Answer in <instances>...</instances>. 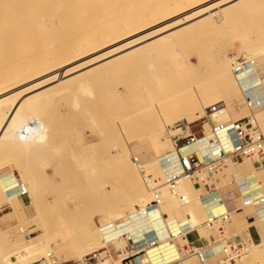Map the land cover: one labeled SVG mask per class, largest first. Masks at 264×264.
<instances>
[{
    "label": "bare ground",
    "instance_id": "obj_1",
    "mask_svg": "<svg viewBox=\"0 0 264 264\" xmlns=\"http://www.w3.org/2000/svg\"><path fill=\"white\" fill-rule=\"evenodd\" d=\"M237 1L239 0H0V117L10 114L11 110L19 107V103L16 102V104H13L14 98L26 93L28 91L27 89L41 86L54 79L56 80L62 74L89 67L96 61L102 62L110 57L113 59V56H119L129 49L131 52H135L137 50L134 51L133 49L132 51L131 49L138 46L146 39L154 38L180 27L181 25L199 19L197 22L199 24V26H197L199 31L197 30L198 28L194 26L197 28V32H195L198 33V35L220 34L221 37H218L222 40L224 39L222 38L224 32L231 30L233 33L231 34L229 31L231 39L229 36L226 38H228L229 41L232 40L230 44L237 50L236 52L232 50V52L236 53V58H238L237 56L243 58L238 61L234 60L235 58L229 57L228 54L224 52L226 48L220 45L221 48H224L221 49L220 46L214 45L221 50L216 48L218 50L214 52V59H212L213 54L211 56V67L214 66L212 67L213 70L209 68V70L204 72L205 67H207L205 65L206 59H209L210 56L203 57L201 54L197 55V64L193 63L192 59H190L191 57L186 60V63L182 64L186 66L184 71L182 70L184 75L191 76L192 80V76L198 78L203 73H207L209 76H204V79L209 80L208 78L213 74L211 79L214 80L215 86L221 93L222 98L217 102L225 103V108L219 111L227 109L228 112L230 114L233 113L234 116L240 104L243 106L245 112L243 114H246L243 117L249 116L251 123L259 127L264 133V112L255 114L254 111L249 109L247 106V97L244 93V90H246L244 89L246 86L244 80L247 78L254 86H260L255 89L256 91L252 99L257 100L259 96L264 94V82L259 76V68L256 63L257 59L259 60L264 56V0H241L239 4H237ZM212 9H217L215 13L220 15V22H217L216 19L211 17ZM249 14L255 15L257 18L250 19L242 25L241 21ZM200 18H203L202 22H200ZM240 22L241 26L239 24L240 27H238L237 24ZM163 23L167 24L160 27ZM197 23L195 24L197 25ZM246 25H251L253 31L251 32V30L249 31V29H246ZM192 29L193 28H191V30ZM144 31L148 32L136 39L134 38L133 40L130 39L128 42L126 41ZM248 32H250L249 35ZM170 34L173 36L172 32ZM168 35L166 37H168ZM223 36L225 37L226 35ZM168 38L173 37L170 36ZM226 38L224 41H226ZM173 40L170 39L166 44L168 48L172 50L182 44L180 41L182 39ZM216 41L217 40H215V42ZM154 42L151 45L153 49L150 50L152 53L156 47L155 44L158 43L155 42L154 44ZM222 45L225 46L224 43ZM205 48L203 51H206ZM102 51H104L102 55L91 59V55L94 56L95 53ZM127 52H125L126 55L129 54V52L128 54ZM125 53L122 55L123 57ZM165 53L166 52H163V55ZM200 53L201 52H199V54ZM202 53L206 55V53ZM209 53H207V55ZM122 56L119 57L122 59ZM181 56L184 57L182 54ZM87 57H90L89 59L91 60L88 59V61H85L84 59ZM119 57H117V59ZM81 60H84V62L79 63ZM182 65H179V68ZM238 69H244V72H247L246 78L242 73L237 72ZM209 72L212 74H209ZM196 74H198V76ZM184 75L181 76L183 77ZM186 76L181 79H184L185 84L190 82V79L189 81L186 80V78H189ZM202 79V77H200V79H195L197 85L200 83V80L205 84V80ZM196 82L193 81L194 88H190L191 83L186 84L184 88V82H182L183 87L178 90H185L179 93L178 96L176 92V97L175 94L173 97L170 95L171 98H173L172 100L169 99L170 101L168 100L167 102L161 101L162 103L152 104L150 106L151 108H149L151 111H148L151 115H148L149 119L145 133L137 136L123 125L120 127L115 142L112 140L114 149L112 153L113 164L119 168L122 179L124 180L123 184L125 183L126 185L129 199L133 200V204L130 208H123L121 213H109H116L114 217L104 219L103 210L111 208L110 210L114 209L115 211L116 207L113 208L110 202L105 203L103 201L104 196H99L98 194L100 193H98L96 196L102 197L99 199L105 204L100 203L102 206H98L99 209L97 212H93L95 217H91L87 214V211H91L90 209H85L87 211L84 210L85 214L90 218V221L85 223L82 222V224L79 223L77 226L78 223L75 217L78 208L74 209L75 216L72 211L67 213L68 208L66 211L61 212L63 214L66 212L67 215L65 217L63 216L64 218H59L57 220L53 219L55 222H52L53 220L51 221V219H49L50 217L48 218L51 211L47 210L46 203L43 200L44 197H42V192H48L46 191L47 189L45 190L46 186L48 185L51 187L52 185L50 183L46 185L45 183V179L47 180L49 177L46 178L43 175L46 185L44 188V185L42 186L43 180L41 182L39 181L41 177L38 174L36 175L38 176L37 178L33 177L35 175L32 173L33 170H35L34 168L33 170L29 169L32 171L30 172L32 175H30V173L27 172L29 171L28 168L27 171L24 170L27 163H25L24 166L22 165V167L20 164L21 161L19 162V159L17 161V157L16 160L13 158L7 161L8 158H4V154L9 151L7 149L1 150L0 170L13 165L19 170L23 180L21 181L16 178V175L12 171L0 174V214L10 209L20 220L18 226L8 230L2 229L0 221V264H33L44 258L48 253H53V251L57 250L64 252L63 256L66 259V263L68 260L73 261L72 258L75 256L79 259L81 258L80 264H82V260L86 256L99 251L106 245V238L115 239L122 234H128V237L132 238L135 245L139 248L146 247L148 249L150 244L158 241L161 246L160 250L164 254L168 255L172 251L176 255L180 252L177 241L184 243L182 238L185 233L182 231L176 232V229H181L178 228L181 226L177 223V220H175V223H177L178 227H173L174 221L170 222L165 219L162 211L163 205H173V207L178 208L177 214L184 216L194 230L200 229L203 221L206 219L208 220L213 215L217 216L229 213L230 219L228 224L230 225L235 223V214L245 219L252 217L246 213H250L251 210H255L256 208L245 206V201L243 202L242 199H239L237 202L242 201L241 209L247 207L244 211L245 214L240 211V208L229 212L221 210L223 199L219 194L220 188H217L218 190L213 193H203V190L199 188L202 198L198 195L196 187L190 183V179L187 177L181 178L175 191H172L160 180L159 183L156 182V178L159 177L162 180L169 169L175 170L177 162L175 159L177 155L171 139L173 135L167 129L168 125H172L171 122H173V117H181L182 115L180 114L184 113L183 116L188 120L189 127L196 133L198 139H208L210 137L212 124L210 116H208L207 113V109L210 105L208 101L206 102L198 95L195 85ZM204 84L202 86H197V88L200 89V87H204ZM187 86H189V88H186ZM205 88H202L201 91ZM208 89L209 87L207 90ZM211 95L212 94H210V96ZM208 98L212 99L211 97ZM243 101H245V106L243 105ZM12 105L13 109H10L9 107H12ZM256 109L258 110V108ZM242 115H235L234 117L242 118ZM179 119L180 118H178V120ZM229 122L231 121H223L215 124L218 125ZM8 130V128L0 125L1 136H4V133L8 132ZM230 134L232 135V132ZM226 140L228 141L229 139L226 137ZM138 142H147L155 154V158L148 161L145 165H138L133 159L134 156L131 148L133 144ZM191 147H193V150H188V148L183 149L182 154L185 156L192 151H197L200 157L206 156L209 158L210 151L206 143ZM11 161H13V163H11ZM170 161L172 162V166L168 167ZM30 164H28V166L31 168ZM87 164L89 166V162ZM82 166L87 167V165L84 164H82ZM89 168L90 167L86 168L87 171H89ZM226 170L230 178L228 181L229 184L235 183L236 180L243 179L253 191L258 190L262 186L260 181H262L264 175L257 172L258 169H255L253 163L233 165L232 168L228 166ZM54 171L55 169L53 172ZM94 171H96V169ZM104 175H106V173ZM111 175L113 176L114 174ZM105 177L107 178L108 175ZM54 183H56V181ZM61 183L62 182L57 184L59 189L56 187L57 185H52L60 192L56 190L58 197L60 194H69L65 192L66 189H64V191L62 190L64 188V183L62 184V188H60ZM108 183L110 182H107V184ZM98 184L100 185V182H98ZM112 185H115L113 181ZM118 185H120V183ZM20 187L26 188L28 192L27 196H22L20 194ZM42 187L44 188L43 191H41ZM100 187L102 186L100 185ZM87 189L90 190V188ZM48 190L50 193L51 188ZM95 190H97V187L94 189L93 193ZM86 192L90 193V191ZM96 192H99V190ZM74 194L75 191L72 196H74ZM55 195L53 194L51 197L53 198ZM183 195L189 198L187 205H182L181 198ZM68 196L71 197L70 195ZM252 196L263 197V195ZM23 197L28 199V204L24 203ZM87 197L89 200H92V198H89L90 196L87 195ZM71 199L69 198L67 202L69 200L73 201V199ZM53 200V202H55L58 198H53ZM58 201H56V203ZM70 203L72 204V202ZM95 204L96 203H94V205ZM73 205H77V203ZM53 206L56 208H52ZM52 207L50 206L49 208L54 210H52V212L58 211V206L55 205V203ZM81 207L84 208V205ZM79 210H81V208ZM94 210H96V208ZM89 213L92 215V211ZM85 217L83 218L85 219ZM81 218L80 220L84 221V219ZM25 230L29 233H36V236L30 238L27 244H25L22 239L23 231ZM121 231L125 233H120ZM171 241L174 242V245H171V248L167 250L166 246ZM141 242L143 244H139ZM250 242L252 241L246 240L247 247H245L242 256V264H245L243 260L246 261L247 255L245 253L250 246ZM68 245H71V247L66 249ZM119 245L122 247L126 246L127 238L122 239ZM249 254L252 255L251 251L248 253V256ZM248 261L249 264L253 263L250 260ZM116 263L121 264L119 261ZM106 264H109V261H106Z\"/></svg>",
    "mask_w": 264,
    "mask_h": 264
},
{
    "label": "rangeland",
    "instance_id": "obj_2",
    "mask_svg": "<svg viewBox=\"0 0 264 264\" xmlns=\"http://www.w3.org/2000/svg\"><path fill=\"white\" fill-rule=\"evenodd\" d=\"M239 1L241 3V0ZM239 1H237L238 3L237 2L236 3L239 4ZM216 10L217 9L211 10L212 13L211 17L216 19L217 22H220L221 17L218 13H215ZM255 17L257 18V16L255 15L253 16L249 14L248 16L245 17V19H243V21H241L242 25L244 22H247L250 19H254ZM202 19L203 18H200L201 20L200 22H202ZM198 20L199 19H196L194 21L186 23L185 25H181L180 27L172 29L167 33L165 32L164 34H160L154 38L146 39L145 41H143L141 44L138 45L140 48L136 46L139 50L136 47H133L131 49L132 51L133 49L134 51L137 50L135 52H131L130 49L127 50L128 52L130 51L132 55L130 52L129 55L128 52L125 51L127 52L128 55H126V53L123 52V54L125 53L123 57L122 56L123 54L121 53L119 56H122V59L118 55H115L113 56V59L115 60H113L112 57H110L109 59H105L102 62L96 61L95 63H93V65L89 67L62 74L56 80L54 79L41 86H36L35 88L27 89L28 91L26 93H23L17 96L16 98H14L13 104H16V102L19 103V107L14 110H11L10 114H6L0 117V125L9 129L8 132L4 133V136H1L0 134V151L3 149H7L9 151L8 153L4 154V158L6 159L8 158L7 161H9L13 158L16 160L17 157V161L18 159L19 162L21 161L20 162L21 166L22 165L24 166L25 163H27L25 165L26 168L24 167L25 171H27V168L28 170L29 169L33 170V168L35 169L33 170V172L30 170L27 172L28 173L32 172L33 174H35L33 176L35 178L38 177L36 176L38 174L41 177L39 179L40 182L43 180V183L46 181L45 182L46 185L50 183L53 186L54 184L56 186L57 184L62 182L60 188H62V184L64 183L63 184L64 188L62 190L64 191V189H66L65 192L69 193L66 195L60 194L61 197L60 196L58 197L57 196L58 195L57 192H59L58 185L56 186L58 189H56L52 185L50 187L48 185L46 186L45 183L44 184L42 183V186L44 185V188L46 186L45 190L47 189L46 191H48V192H42V197H44L43 200L46 203L47 210L51 211L50 215H48V218L50 217L49 219H51V221L53 219L57 220L59 218H64L67 214L66 212H64L65 214L61 212L66 211L68 208L71 209L70 210L68 209L67 213L72 211L74 216L76 214L78 215V217L76 215L77 218L75 217L78 223L77 226L79 225V223L82 224V222L85 223L87 221H90V218L87 216V214L91 217L92 216L95 217L93 215V212L94 211L97 212L99 207L102 206V204L100 203L103 202H101L102 200L100 201L99 198H102L103 196H104L103 201L105 203L110 202L113 208L116 207L115 211L114 209L110 210L111 208H109L108 210L107 209L103 210L104 219H107L108 217L110 218L114 217V214L116 213L109 214L111 212H117V214H119L123 211L122 210L123 208L124 209L130 208V206L133 204V200L129 199V195L127 194L126 191V185L125 183L123 184L124 180L122 179L119 168L113 164V154H112L114 150L113 142H115L116 136L120 131V127L125 125L129 131H132V133H134L137 136L145 133V130L148 125V119H149L148 115H151L149 114L148 111H151V109L149 108H151L150 106L152 104L162 103L161 101L167 102L169 99L172 100L173 98H171V96L173 97L175 94L176 97V92L178 96L179 93L185 90L184 88L186 84L191 83L190 88L191 87L194 88L195 86L193 81L196 82L195 79H200V77H202L203 78L202 80H205L204 76L206 75L209 76L207 73L206 74L203 73L204 75L202 74L198 78L192 76V80H191V76L189 77L184 75L183 71L186 68V66H183L182 64L186 63V60H188L190 57L193 63L197 64V57H198L197 55L202 54L203 57L210 56L209 59L208 58L206 59L205 65L207 67H205L204 72L206 70H209V68L211 69L212 67H214V66L211 67V62L212 59H214V55H215L214 52L218 49L221 50L226 48L224 49L225 51L224 50L223 51L226 52V54H228L229 57L235 58L234 60L238 61L243 58L241 56L240 57L237 56L238 58H236L235 52L237 50L232 44H230L231 43L230 41L232 40L229 41L228 38H226L228 36L230 38L231 36L229 35L230 32L231 34H233L231 30H228V32L227 31L224 32L223 35H226L225 37L221 34L222 38H224L222 40L221 38L218 37L220 36V34L198 35V33H196L197 30L199 31V28L197 27L199 26V24L197 23ZM241 22L237 24L238 27L241 26ZM195 23H197V25ZM166 24L167 23H163V25H160V27L165 26ZM194 26H196L198 29ZM246 26H244L246 27V29H249V31L251 30V32L253 31V27H251V25H246ZM191 28L193 29L191 30ZM147 32L148 31L139 33L138 35H135L134 37H131L126 41L128 42L130 41V39L131 40H133L134 38L136 39L137 37L145 35ZM171 32L173 33V36L170 34ZM165 34L167 35L169 34L168 37L171 36L173 38H168L166 37L167 35ZM249 34L250 32H248V35ZM225 38L226 41H224ZM170 39L171 40L174 39L173 41L177 39L179 40L182 39L180 40L182 44H180L179 47H176L172 50L168 48V46L166 45L167 42L170 41ZM213 39L217 40L218 42L217 41L215 42V40ZM154 41L158 43L155 44ZM153 42L156 45V47L154 48V52L152 53V51L150 50L153 49V46H151ZM223 43L225 44V46L222 45ZM214 45L218 47L221 45L224 48L223 47L221 48L220 46L221 48L220 49L218 47H215ZM204 48L206 49V51H203ZM178 49L180 52L178 51ZM232 50L235 52H232ZM103 52L104 51L95 53L94 56L91 55L90 57L91 59H93V57L95 58L98 57L99 55H102ZM163 52H166L167 55L166 53L163 55ZM199 52L201 53L199 54ZM202 52L206 53V55H204ZM207 53L211 55L209 54L207 55ZM181 54L184 57H182ZM90 57H87L84 60L88 61ZM117 57H119L120 59L119 58L117 59ZM84 60L79 61V63L81 62L83 63ZM104 61H107L108 63ZM111 61H113L114 63ZM256 63L264 76V56H262V58L259 60L257 59ZM179 65L182 66H180L179 68ZM209 74L212 73L209 72ZM181 75L189 77L186 78V80L189 81L190 79V82H187L185 84L184 79L181 80L184 76L182 77ZM196 75L198 76V74ZM242 75L246 78L247 72L243 71ZM211 77L208 78L209 80H205V84L207 86L203 83V81L201 82V80L199 81L200 83H198V85L197 82L195 84L198 95L206 102L208 101L210 107L219 103L217 101L222 99L221 93L216 88L214 80L211 79ZM182 82H184V88H183L184 90L180 91L178 89L183 87ZM202 83L204 84V87H200V89L197 88V86L201 85ZM244 84L246 85L244 88L246 89L244 90L245 94L247 92H251L252 94H254L256 91L255 89L260 87V86H254L247 78L244 80ZM175 86L177 89L175 88ZM205 87L207 88L209 87V89L207 90V88ZM186 88H189V86H187ZM202 88L205 89L201 91ZM210 94H212L213 96L212 95L210 96ZM208 97H211L212 99ZM164 99L167 100L165 101ZM220 103L223 104L222 108H225V103L224 102H220ZM243 105L245 106V101H243ZM9 108L13 109V105L12 107L10 106ZM253 111L255 114L262 113L264 112V107L258 108V110L255 108L253 109ZM243 113H245L243 110V106L239 104L234 114L242 115ZM180 115L183 116L184 113ZM245 115L246 114H243L242 118H244L243 116ZM208 116H210V113H208ZM234 116L233 113L230 114L228 110L225 109L211 115L210 121L212 124V123H219L222 121H229V120L232 122L241 119V117L235 118ZM176 117L178 116L172 118L173 119L172 120L173 122H171L172 125L170 124L167 127V129L171 132L172 135L179 133L177 132L178 129L187 127L188 132L190 134L195 135L198 138L196 133L189 127L188 120L184 116L182 118L178 117L180 118L179 120L178 118L175 119ZM112 140L114 141L112 142ZM131 149L133 156H138L140 158L141 165H145L148 161L155 158V154L151 149V146L147 142L135 143L132 145ZM188 150H193V147L188 148ZM88 162H89V166L87 164ZM11 163H13V161H11ZM252 163H253L252 160H247V159H244L243 161H238L237 163H233V162L228 163L227 166L218 174L216 180L214 181L216 187L220 188L219 191H224V190L233 191L234 188L233 184H239L241 186V191H239V195L235 196L234 198V202L236 203L235 210H238L240 208L241 212H244L245 209H247V207L241 209L242 201L244 202L245 199L249 197L247 191L250 192L251 196L263 195L264 197V177L262 178V181H260V183H262V186L258 190L253 191L249 187L247 182L243 179L236 180L235 183L229 184L228 181L230 178L229 175H227L226 169L228 168V166L229 168H232L233 165H243V164L246 165ZM28 164L31 165V168L28 166ZM82 164L87 165V167L86 166L83 167ZM54 167H56L58 171ZM88 167H90L88 169L90 172L87 171L86 169ZM54 169L55 171L53 172ZM84 169L88 174L85 172ZM95 169L96 171H94ZM7 171H12L16 175V178L20 179L21 181L23 180L21 173L15 166L11 165L1 169L0 174L5 173ZM104 172L106 173V175H104L105 174ZM257 172L264 175V169H258ZM32 173H30V175H32ZM111 174L114 175L112 176ZM43 175L46 178L47 177L49 178L47 180L45 179L44 181L45 177ZM107 175L108 177L106 178L105 176ZM86 179L89 181H87ZM159 180L161 182H164V178L162 180L159 177L156 178L157 183H159ZM55 181L56 183H54ZM112 181L113 184L115 183V185H112ZM189 181L194 187L199 188L194 182H192L191 180ZM98 182H100V185L102 187H100ZM107 182L110 183L107 184ZM93 183L95 188L97 187V190H95L94 193L93 191L95 188L93 186ZM119 183L120 185H118ZM115 186L118 187L116 188ZM48 187L51 188L50 190V193L52 192L51 195L48 190L50 188ZM44 188L42 187L41 191H43ZM87 188H90V190H88ZM200 189L203 190V193L206 192L205 187L203 185L200 186ZM98 190L99 192H96ZM74 191L75 194L74 196H72ZM86 191H90V193L89 192L87 193ZM53 194L54 195L56 194L53 197L54 199L58 198V200L59 199L60 200L59 201L55 200V202H53L54 200L51 197L53 196ZM96 194H98L99 196L102 195L103 196L98 197L96 196ZM68 195H70L71 197H69ZM87 195L90 196L89 198L90 199L92 198V200H89ZM91 195H93L94 197ZM240 196H243V198L242 197L238 198ZM68 197L70 199L71 198L73 199L74 202L69 200L70 202H72V204L69 201L67 202V200L69 199ZM239 199H242V201L237 202ZM56 201L58 202L61 201V202L56 203ZM54 203L55 205L58 206L57 212H52L53 210L52 208H56L54 206L52 207ZM75 203H77V205H73ZM94 203L96 204L94 205ZM83 205L84 208L81 207ZM50 206L52 207L51 209H49ZM92 206H94L96 210H94L95 208ZM80 208L81 210H79ZM74 209H77L76 214H74L75 213ZM85 209L87 210L90 209L92 211V215H90L89 213L91 211L88 212ZM84 210L87 211V214H85ZM177 210L178 208L173 207V205L162 206V211L164 213L165 219L169 220L170 222L174 221L173 227H178L177 223L181 226L178 227L181 229H176V232L182 231L183 233H186L190 230H194L189 224V222L184 218V216L177 214L178 213ZM261 212L262 211H258V209L255 210L253 209L250 211V213H246L247 215H251L252 217L246 219L240 218L239 216H237L238 214L237 215L235 214V223L233 225L227 223L224 225L223 228L215 227L214 230H209L205 227V224L207 222L206 219L203 221L201 228L197 229V231L199 232L201 237L206 240H210L211 237L219 238L220 232L224 233L225 235H230L231 237H240L243 239L245 247H247L246 240H250V238H248L247 228L250 225H256L257 228L264 233V215ZM81 217L82 218L85 217V219L83 218L84 221L80 220ZM237 219L240 220L237 221ZM54 220L52 222H55ZM175 220H177V223H175L176 222ZM19 221H20L19 219L16 220L14 219L13 222L10 223V226L8 228H2V229L8 230L14 228L20 224ZM120 233H125V232L121 231ZM246 234L247 236H245ZM35 236L36 233H29L27 230H25L23 231V235H22L23 242L27 244L30 238H34ZM189 239L191 241H194L195 237L190 236ZM177 244L178 246L183 245V243L179 241H177ZM70 247L71 245H68L66 249H69ZM250 251L252 255L249 254L248 256V253ZM53 254L58 258L60 264H80L81 258L79 259L78 257L74 256L72 258L73 261L68 260L66 263V259L63 256L64 252H60L59 250H57V251H53ZM245 254L247 255L246 261L243 260L245 264H249L248 260L252 261L254 264H264V235L261 243L254 244L253 242H250V246L247 248ZM189 263L200 264L198 259H196L195 257L189 259Z\"/></svg>",
    "mask_w": 264,
    "mask_h": 264
},
{
    "label": "built area",
    "instance_id": "obj_3",
    "mask_svg": "<svg viewBox=\"0 0 264 264\" xmlns=\"http://www.w3.org/2000/svg\"><path fill=\"white\" fill-rule=\"evenodd\" d=\"M244 69H238L242 73ZM247 106L253 111L255 108L264 107V94L257 100L252 99L251 92L246 93ZM223 104L217 103L207 109L210 116L222 109ZM172 136L174 149L177 155L175 170L166 172L164 183L175 191L182 177L189 178L199 188L205 187L207 193L217 191L214 184L218 174L227 166L228 163H237L244 159L252 160L253 164L264 169V134L259 127L251 123L250 117L244 120L233 121L229 123H212L211 134L208 139H198L190 134L187 127L180 128ZM232 132V135L230 134ZM226 137L229 139L226 140ZM206 143L209 147L210 156L200 157L197 151H192L187 155L182 154V150L194 145ZM134 161L141 165L138 156L133 157ZM172 162H169V166ZM20 194L27 196L25 187H20ZM181 201L187 205L189 198L183 195ZM245 206L254 207L258 210L264 208V197L249 196L245 200ZM230 214H220L211 216L205 227L209 230L215 227L223 228L228 223ZM196 234L198 241L203 242L202 246H195L189 236ZM127 238V245L122 247L121 240ZM183 245L178 246L180 252L176 255L171 251L170 254H164L158 241L150 244L149 248H139L134 240L128 237V234H122L117 238H106V245L97 252L86 256L82 264H190L189 259L195 257L200 264H242V256L245 250L243 239L240 237H231L220 232L219 238L211 237L206 240L201 237L197 230L186 232L182 238ZM168 245H174L171 241ZM33 264H60L58 258L53 253H48L44 258Z\"/></svg>",
    "mask_w": 264,
    "mask_h": 264
},
{
    "label": "crops",
    "instance_id": "obj_4",
    "mask_svg": "<svg viewBox=\"0 0 264 264\" xmlns=\"http://www.w3.org/2000/svg\"><path fill=\"white\" fill-rule=\"evenodd\" d=\"M259 76L262 80H264V76H263V73L261 72V70L259 69ZM245 118L247 117H244V118H241V119H238L236 121H239V120H244ZM223 122V121H222ZM233 122V121H232ZM255 166V165H254ZM256 167V166H255ZM256 169H259L256 167ZM234 185V188H233V191H220L219 194L221 195L222 199H223V204L221 206V210H224L226 212H229V211H233L236 209V203L234 202V198L235 196L239 195V191H241V186L239 184H233ZM196 190H197V193L200 197L201 196V190L199 188L196 187ZM246 193V192H245ZM247 193L249 194V196H251L250 192L247 191ZM243 198V196H240L238 198ZM203 198V197H202ZM246 200V199H245ZM23 201L25 204H28V199L23 197ZM10 210V209H9ZM8 209L3 211V213L0 214V221H1V225H2V228H8L10 226V223L15 219H19V217L14 214L13 212H11V210L9 211ZM258 211H262L261 213H263L264 215V208L258 210ZM6 212V214H5ZM12 213V214H11ZM216 213V212H215ZM14 216V217H13ZM14 218V219H13ZM240 220V219H237V221ZM7 223V224H6ZM247 234H248V238H250V240L254 243V244H259L262 242L263 240V235L264 233L262 231H260L256 225H250L248 228H247ZM247 234L245 236H247ZM191 236H194L195 237V240L194 241H190L195 245V246H202V244H204L203 242L201 241H198L197 239V236L195 233H193ZM190 238V236H189ZM256 242V243H255ZM259 242V243H258ZM139 244H143L142 242L139 243ZM171 248L170 245H167L166 246V249L169 250Z\"/></svg>",
    "mask_w": 264,
    "mask_h": 264
}]
</instances>
